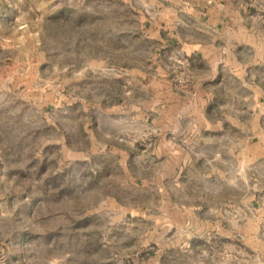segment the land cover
<instances>
[{
  "label": "rangeland",
  "instance_id": "rangeland-1",
  "mask_svg": "<svg viewBox=\"0 0 264 264\" xmlns=\"http://www.w3.org/2000/svg\"><path fill=\"white\" fill-rule=\"evenodd\" d=\"M183 1L0 0V264H264V152L236 105L207 106L223 137L168 131L194 163L158 175L154 54L173 65L142 20Z\"/></svg>",
  "mask_w": 264,
  "mask_h": 264
},
{
  "label": "crops",
  "instance_id": "crops-1",
  "mask_svg": "<svg viewBox=\"0 0 264 264\" xmlns=\"http://www.w3.org/2000/svg\"><path fill=\"white\" fill-rule=\"evenodd\" d=\"M142 25L156 42L170 48L166 58L173 65L161 59L160 49L154 54L159 75L154 78L159 85L155 104L161 106L152 116L158 122L153 152L162 166L161 181L168 174L163 169L176 172L194 163L167 138L168 131L188 138L224 136L228 118L224 111L212 118L209 105H236L232 114L237 124L256 138L254 149L264 152V0H184L164 5ZM167 73L175 75L177 84L172 86ZM131 119L143 122L145 116L136 113ZM111 142L112 152L126 151L119 136L112 135ZM220 173L225 174L223 169Z\"/></svg>",
  "mask_w": 264,
  "mask_h": 264
}]
</instances>
